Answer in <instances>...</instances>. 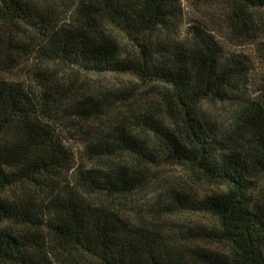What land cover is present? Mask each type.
I'll return each instance as SVG.
<instances>
[{
  "label": "trees",
  "instance_id": "1",
  "mask_svg": "<svg viewBox=\"0 0 264 264\" xmlns=\"http://www.w3.org/2000/svg\"><path fill=\"white\" fill-rule=\"evenodd\" d=\"M183 1L0 0V21L16 28L37 57L70 66L73 77L131 75L152 88L173 124L149 118V131L139 133L127 122L111 126L89 149L91 157L129 160L76 172L73 153L44 119L77 92L44 76V94L34 99L20 84L1 80L0 264H48L53 255L64 264H264V200L256 196L264 194V94L239 95L250 70L225 52L217 28L195 22L181 35ZM192 1L224 18V37H264V0ZM230 100L228 126L203 110ZM76 101L81 121L100 118L94 96ZM157 156L221 189L190 206L215 218L213 236L228 245V256L197 247L182 259L169 234L87 197L89 190L128 197L143 187Z\"/></svg>",
  "mask_w": 264,
  "mask_h": 264
},
{
  "label": "rangeland",
  "instance_id": "2",
  "mask_svg": "<svg viewBox=\"0 0 264 264\" xmlns=\"http://www.w3.org/2000/svg\"><path fill=\"white\" fill-rule=\"evenodd\" d=\"M183 9L185 26L181 35L184 36L187 26L195 22L217 28L216 35L221 36L219 38L225 52L240 57L250 70L249 82L239 95L253 100L264 94V37L234 41L228 36L224 37V18L216 12L192 0H184ZM119 38L123 39L120 35ZM28 42L17 34L16 28L0 21V81L20 84L34 99L44 94V76L54 79L67 91L77 92L72 100L65 97L63 105L47 110L44 119L68 151L73 153L76 172H103L115 162L123 164L129 160L126 157H91L89 149L95 144L97 137L111 126L127 122L136 127L137 133L141 130L149 131L146 123L150 118L173 128L152 88L135 77L119 73L79 74L73 77L70 66L44 61L35 55L34 46ZM87 96L95 97L102 105V113L99 119L83 122L76 113L79 104L76 100ZM230 103L231 100L217 106L205 104L203 110L213 116L217 125L228 126L234 109V105ZM145 173L143 187L128 197H111L91 190L86 195L95 203H105L118 210L134 223L148 224L161 233L169 234L177 240L178 244H174V249L182 259L189 260L192 257L191 250L197 247L229 255L228 245L213 236V231L217 228L215 218L195 211L190 206L192 202L208 194L221 192L220 188L205 184L187 168L168 163L158 156L154 162L149 163ZM67 180L71 185L72 171ZM163 192L168 195L163 201H159L157 198ZM175 193L182 203L175 202L174 195H171ZM256 196L259 200H264L261 192ZM47 201L46 198L43 203H39L43 211H47ZM172 205L173 208L170 207ZM49 259L48 264H64V260L58 256L53 255Z\"/></svg>",
  "mask_w": 264,
  "mask_h": 264
}]
</instances>
